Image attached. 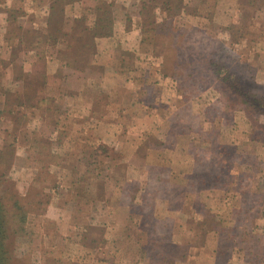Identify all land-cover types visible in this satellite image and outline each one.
Returning <instances> with one entry per match:
<instances>
[{"label": "rangeland", "instance_id": "rangeland-1", "mask_svg": "<svg viewBox=\"0 0 264 264\" xmlns=\"http://www.w3.org/2000/svg\"><path fill=\"white\" fill-rule=\"evenodd\" d=\"M212 59L264 90V0H0L12 264H264V116L225 102ZM134 61L155 84L135 155Z\"/></svg>", "mask_w": 264, "mask_h": 264}, {"label": "trees", "instance_id": "trees-1", "mask_svg": "<svg viewBox=\"0 0 264 264\" xmlns=\"http://www.w3.org/2000/svg\"><path fill=\"white\" fill-rule=\"evenodd\" d=\"M69 63L71 65L75 62L71 61ZM211 63L213 67V70L211 68L212 72L215 73V77L218 78L220 76L218 79L223 83L225 88L223 94L225 102L228 101L229 104H233L235 108L238 106L243 107L248 116L252 119L254 118V122L259 124V118L264 116V90L259 91L256 86H252V84L245 82L238 73L225 63L215 59H212ZM262 124L263 125L259 126L264 127V123ZM4 175L5 173H1L0 177ZM1 181L0 178V183ZM217 185L216 183L215 186ZM12 196L17 197L14 193ZM11 206L19 210L20 205L18 200L14 199ZM13 214L15 216V213ZM20 216L21 217L18 219L20 222L25 220L24 214L20 213ZM11 233L12 230L7 218V206L4 204L2 198H0V264H12L13 258L10 254L9 247Z\"/></svg>", "mask_w": 264, "mask_h": 264}, {"label": "crops", "instance_id": "crops-1", "mask_svg": "<svg viewBox=\"0 0 264 264\" xmlns=\"http://www.w3.org/2000/svg\"><path fill=\"white\" fill-rule=\"evenodd\" d=\"M135 29V28H134ZM139 31V30H138ZM139 37H140V35H139ZM125 52V51H124ZM124 52H123V54H124ZM133 52H136V51H133ZM136 53H138V52H136ZM119 59H122V57H119ZM104 62V61H103ZM116 64H117V66L119 67V69H121V67H120V64L121 63H118L117 61H116ZM102 66L104 67V68H106V65H105V63H103L102 64ZM114 66V67H113ZM112 70L113 71H115V70H117V67L115 66V64H112ZM130 68H128V70H129V72L131 71V70H133L132 69V67H134V68H136L137 70H141L142 72H143V74H144V81H143V83H141V85L139 86V88L140 89H142V87H143V94L144 95H142V93H139V94H136V93H134V92H132V90H131V92L129 93L130 95L128 96V101H129V105H130V108L132 107V106H134L135 105V103L136 102H139V103H142V104H139L137 107H136V110H132L130 113H129V117H132L133 119H134V122H132V123H130V125H129V135H131V137H130V139H129V141H128V150L129 151H134V155H135V152L136 151H138V150H140V149H142L143 148V146L144 145H147V139H148V136H151L152 135V133H151V130H149V132H146V133H142V132H139L138 130V128H140V126L142 125V123H143V125L147 122V120H148V118H149V113H150V111H152V109H149V104L146 102V97H147V95L150 93V85L153 87V85H155V84H153V82L151 83V77H150V74L151 73H148L147 74V68H148V64L147 63H145V64H143V63H141V62H137V61H134V63L132 64L131 62H130V66H129ZM135 69V70H136ZM106 71V70H105ZM144 71H146V72H144ZM134 76V75H133ZM150 77V78H149ZM130 78V77H129ZM103 79H105V78H103ZM125 79H126V77H125ZM113 82L114 81H116V80H112ZM131 81H132V79H131ZM103 82H105V81H103V80H100V84L101 83H103ZM119 83V82H118ZM130 83V82H129ZM120 84V83H119ZM157 84V83H156ZM124 85V84H123ZM130 86V88L133 86L132 84L131 85H129ZM122 87V86H121ZM135 95H138V97L136 98L135 97ZM144 96V97H143ZM132 98V99H131ZM83 109V108H82ZM103 111V110H102ZM100 112L99 113V117L100 118H103L104 116H105V114H103L104 112ZM98 116V115H97ZM102 122H104V119H103V121ZM104 125H99V126H97V128H95V129H85V130H83L82 132H80V134L78 135V137H77V139H76V142H74V141H72V137L73 136H75V134H73V132H71V134H70V138H71V142H73L74 144H73V146H72V148L71 149H74L75 148V145L77 144V142H78V144H80L81 146L80 147H82V150H84L85 148H86V142L88 141V139L89 138H96L95 136H94V134H96V133H100L101 135H100V137H99V142H97L96 143V145L98 146L99 144L101 145H103L104 144V137H103V134H104V132H105V130H104V128L105 127H103ZM162 126V125H161ZM112 129H115V127H112ZM108 132H107V134H110L111 133V128L110 127H108ZM122 131H123V129H121ZM115 131V130H114ZM153 132V131H152ZM66 142H69V141H66ZM118 142V144H120V143H125V142H123V141H117ZM110 144H112L113 145V142H109ZM73 151V150H72ZM69 212H68V209H66V208H64V207H59V206H55V205H52V224L54 225V227H55V230H54V234L56 235L57 234V231H58V229H62V227H61V225H60V221L64 218V216L66 215V214H68Z\"/></svg>", "mask_w": 264, "mask_h": 264}]
</instances>
